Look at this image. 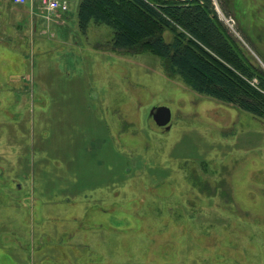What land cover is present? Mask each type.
Returning a JSON list of instances; mask_svg holds the SVG:
<instances>
[{
  "label": "rangeland",
  "instance_id": "obj_1",
  "mask_svg": "<svg viewBox=\"0 0 264 264\" xmlns=\"http://www.w3.org/2000/svg\"><path fill=\"white\" fill-rule=\"evenodd\" d=\"M79 1L60 43L0 0V264H264V120L81 31ZM218 3L264 69V0Z\"/></svg>",
  "mask_w": 264,
  "mask_h": 264
},
{
  "label": "trees",
  "instance_id": "obj_2",
  "mask_svg": "<svg viewBox=\"0 0 264 264\" xmlns=\"http://www.w3.org/2000/svg\"><path fill=\"white\" fill-rule=\"evenodd\" d=\"M77 15L81 31L107 25L114 48L158 55L194 91L264 120V69L231 40L211 0H80Z\"/></svg>",
  "mask_w": 264,
  "mask_h": 264
},
{
  "label": "crops",
  "instance_id": "obj_3",
  "mask_svg": "<svg viewBox=\"0 0 264 264\" xmlns=\"http://www.w3.org/2000/svg\"><path fill=\"white\" fill-rule=\"evenodd\" d=\"M71 1L72 0H69L70 7H71ZM9 5H12L13 7H16V8H21V7L25 6V7L31 8V9L33 6V4H32V6H30L29 2L15 3L13 0H9ZM78 6H79V3H78ZM70 7L67 11L58 10L57 15L54 17V18L59 17L60 19H58V20H62L61 18L64 17L63 19L66 21H61V23H57L55 25L50 24L49 26H47V24L44 22V19L47 22L50 20H47L44 16H42L41 13H39V11L37 10L38 8L36 7L37 13H35V15L32 14V15H34L33 17H35V23L33 24V28L31 27L34 39H35L34 35L36 33H39V34L47 35L50 38H56L60 43H65V40L60 39V37L57 36V34L63 38L65 36V33L67 34V32L69 30L67 27V23H68V19L70 17L69 16ZM77 13H78V8H77ZM77 17H78V15H77ZM57 37H59V38H57Z\"/></svg>",
  "mask_w": 264,
  "mask_h": 264
},
{
  "label": "built area",
  "instance_id": "obj_4",
  "mask_svg": "<svg viewBox=\"0 0 264 264\" xmlns=\"http://www.w3.org/2000/svg\"><path fill=\"white\" fill-rule=\"evenodd\" d=\"M15 3H26L32 0H13ZM213 7L219 9L218 0H211ZM38 11L44 16L47 20H52L56 15L58 10L67 11L70 7L69 0H39ZM36 7L32 6V10H35ZM36 10V11H37ZM225 17V16H224ZM228 26L231 29H234V20L232 18H226ZM264 65V64H263Z\"/></svg>",
  "mask_w": 264,
  "mask_h": 264
},
{
  "label": "water",
  "instance_id": "obj_5",
  "mask_svg": "<svg viewBox=\"0 0 264 264\" xmlns=\"http://www.w3.org/2000/svg\"><path fill=\"white\" fill-rule=\"evenodd\" d=\"M150 116L158 126L165 127L166 130L171 129L172 111L169 107L154 106L151 109Z\"/></svg>",
  "mask_w": 264,
  "mask_h": 264
}]
</instances>
